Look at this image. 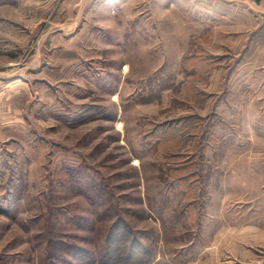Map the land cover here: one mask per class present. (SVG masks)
I'll list each match as a JSON object with an SVG mask.
<instances>
[{"label": "rangeland", "instance_id": "rangeland-1", "mask_svg": "<svg viewBox=\"0 0 264 264\" xmlns=\"http://www.w3.org/2000/svg\"><path fill=\"white\" fill-rule=\"evenodd\" d=\"M188 3L0 0V264H264V44Z\"/></svg>", "mask_w": 264, "mask_h": 264}, {"label": "crops", "instance_id": "crops-1", "mask_svg": "<svg viewBox=\"0 0 264 264\" xmlns=\"http://www.w3.org/2000/svg\"><path fill=\"white\" fill-rule=\"evenodd\" d=\"M198 1V0H196ZM200 1V0H199ZM208 4L214 6V11L218 12L222 18V22H226L228 18L232 19L231 24L241 30L239 36L240 44L250 41V44H264V37L254 42V35L251 32H264V0H205ZM195 0H189L188 5L191 6ZM232 26L233 28H235ZM215 29H221L219 24ZM217 30L213 29L212 39L215 38ZM214 33V35H213ZM251 34V35H250ZM262 34V33H261ZM226 41V40H224ZM239 41V40H238Z\"/></svg>", "mask_w": 264, "mask_h": 264}, {"label": "trees", "instance_id": "trees-1", "mask_svg": "<svg viewBox=\"0 0 264 264\" xmlns=\"http://www.w3.org/2000/svg\"><path fill=\"white\" fill-rule=\"evenodd\" d=\"M105 257H106V260H108V263H110V260L113 259L109 255L108 256L106 255ZM111 262L113 263V262H115V260H112Z\"/></svg>", "mask_w": 264, "mask_h": 264}]
</instances>
